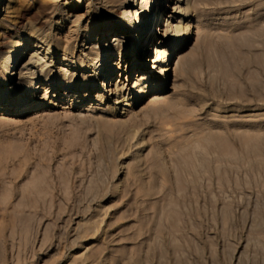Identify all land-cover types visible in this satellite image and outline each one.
<instances>
[{
  "label": "rangeland",
  "instance_id": "1",
  "mask_svg": "<svg viewBox=\"0 0 264 264\" xmlns=\"http://www.w3.org/2000/svg\"><path fill=\"white\" fill-rule=\"evenodd\" d=\"M74 1L0 0V73L12 43L29 42L0 99L16 97L29 81L27 67L40 76L32 61L53 78L30 93L28 112L0 106V210L5 202L15 218L24 195L32 204L39 188L52 185L62 213L51 203L48 217L28 229L0 217L4 264H264V179L258 187L221 178L197 190L183 172L195 150L204 155L209 130L234 133L243 165L264 167V45L253 33L264 23V0L166 2L150 49L169 51L160 45L168 41L166 15L175 33L190 27L193 34L156 65V51L143 50L139 66L137 57L127 66L121 57L141 44L138 16L144 20L159 2ZM119 8L127 16L113 20L125 32L95 36L97 23ZM163 68L171 72L160 86ZM62 78L77 89L66 90ZM137 82L149 88L132 92ZM137 93L143 98L135 106L117 104Z\"/></svg>",
  "mask_w": 264,
  "mask_h": 264
},
{
  "label": "bare ground",
  "instance_id": "2",
  "mask_svg": "<svg viewBox=\"0 0 264 264\" xmlns=\"http://www.w3.org/2000/svg\"><path fill=\"white\" fill-rule=\"evenodd\" d=\"M55 1H59V0H55ZM172 1L173 0H157V2H159L158 4H156L155 3L156 1H154L153 3H151L149 11L147 12L148 16L145 17V14H144V20H143V13H142V16L141 15L138 16L139 20L142 19V25H141L142 27H140L141 31L138 34V40H141V44L138 45V48H135L132 51L130 50L124 53V55L121 57V61L125 62L126 66L129 60L133 59L132 57L134 58L137 57L136 58L137 60L134 64L135 66L141 65L142 63L141 58L143 57V50L145 49H146V52L149 50L156 51L157 57H156V60L154 61L155 65L158 62L159 63L163 62V59H162L163 55H164V58H167L175 54V50L178 49V46H181L188 39V36L190 34H193V29H191L190 27H188L186 31L181 34L175 33V29H174L175 27H173L170 22L171 17H168V15H166L165 19L166 18L167 19H166V23L164 27L168 28V31H166L168 41L167 43L160 42V45L163 46L167 44V48H169L168 49L169 51L167 52L166 50H162L159 47L150 49V46H151L150 44L154 40V36L153 34H151L150 29L152 25L158 21L159 16L163 12V9L164 10L166 9V2L171 3ZM74 2L79 3L81 2V0H75ZM130 2H135V0H128V4ZM177 3H182V1L178 0ZM178 9H179L178 15H182L181 11H184L185 9H183L181 6H179ZM2 13H3V10L1 9L0 15ZM116 13L123 14V17L127 16L126 10H124L123 12H121L120 8L114 10L112 12V15L109 16L108 19L104 21V23L102 24L101 22L97 23V26L94 29L96 31L95 36H97L100 39H103V37L105 38L115 37L116 35L125 32V28L124 27L119 28L117 26V23H115V20H113L114 19L113 15H115ZM253 33L256 37H259V39H261L259 41L262 43V45H264V23L260 24L258 28L254 30ZM90 38L91 36H89L88 39ZM27 41L28 40L26 36L22 40L12 43V45L6 51V55H4V58L2 60L6 70L4 71V74L0 73V86L9 85L10 78H13V79L17 78V72H15L18 68L17 63L21 60V58L25 54V51H27L28 49L29 42ZM156 44H157V41H156ZM123 45H124L123 43L122 44L118 43L117 47L123 48ZM36 48H41V46H37ZM108 52L109 51L106 50L105 54H107ZM104 57L105 56L103 55L98 61V63L102 62L103 63L102 65H104L105 60H106ZM30 65L34 66L33 68L39 67L38 70L40 71V76L36 78L34 76L35 72H32L27 67L26 70H28V74L30 76L28 77L29 81L26 83L25 81L24 82L22 81V85H20L18 91L11 93V95L16 94V97L10 99L9 101H7L6 99H2V100L0 99V106L6 105L9 108H13V109L25 108L23 111L19 112L20 114H24L28 112L30 108L27 100H29V102H31V100H35V97L30 95V93L36 92L37 89H41V87L38 88L39 81L41 82L47 79L46 81L47 83H52L53 78L49 77L50 70L46 69L43 65L36 66V61L30 62L29 66ZM155 65L153 68H155ZM170 72L171 70L169 68H163L161 72L163 76V80L160 81V86L165 84L167 80L166 76H168ZM103 73H104L103 74L104 75L103 85H105L106 81L108 79H111L112 71H110L109 69H105ZM5 76H9V77L5 79ZM46 77H49V78H46ZM62 79L66 81L69 78H62ZM90 84H91V81L85 80L84 86H83L84 90H87ZM105 86L106 88H108L109 84H106ZM76 87H77V82L75 83L74 80H70V81L68 80V82L65 83L66 90H69L70 92L75 91L77 89ZM52 88L53 89L50 88L52 90L51 92H55L56 90H58L59 86L56 84H53ZM148 88L149 87L146 85V83L141 84V82H137L134 84V89L132 90V92L135 90H137V92H141ZM42 90H45V89H42ZM122 93H123V90L122 91L119 90L118 92H116V94L119 96H121ZM142 98H143L142 95L140 93H137L134 97H132V100L130 99L131 101L126 100V99H123V100L120 99L118 100L117 104L121 105L124 108L133 107L136 104H138L142 100ZM45 104H47L46 100H43L40 103L39 107L43 108ZM49 104H53V103L49 101L48 105ZM78 104L79 103L75 102L76 106ZM0 110L4 111L5 109H2L0 107ZM202 141L204 144L203 146L205 148L203 149L205 151L204 155L201 154L202 152L200 150H195L193 153V156H194V158L192 159L193 162L190 163L191 166L189 165L183 171L184 176L187 179H189V181H191L195 189L204 190V189L209 188L210 186H214L215 180H220L221 178L231 179L234 177H237L239 180L240 179L246 180L247 183L248 184L250 183V185L252 186L253 185L255 186L258 185V187L262 186V183L260 182L261 180L264 179V167H261L260 165L259 167L258 165L254 164L252 161L247 162V166L243 165L242 163V161H244L242 160L243 152L239 148H237V142H236L237 136L234 133H231L230 131H226V130H223L222 132H219V133H214L209 130L207 134H205V136L203 137ZM252 148H253V143L250 142L248 144L247 150L244 152L245 155H247V157L249 158L252 155V152H251ZM260 164H263V162ZM205 180H208L210 182L207 186L205 185V182H204ZM56 189L57 188H54L52 185L51 186L47 185L45 187H42L41 189L39 188L38 194L36 195L37 199H35V202L32 204L29 202L28 197L24 195V201L21 202L22 203L20 206L21 208H19V212L17 216L15 215V218L11 216L10 214L6 213L8 210L7 206L9 205L5 206L6 203L4 202L3 204L4 207L3 209L1 208L3 210V215L1 216L0 214V217H2L3 221L1 218H0L1 219L0 221H2V223L5 225L13 223L15 221L17 222L19 221V223L20 222L22 223V224L20 223L21 225L24 224L25 228H27L28 224L30 225L32 223H39V222L41 223L42 221H44V219L48 217L47 210H48L49 204L51 203L56 204V208H57L56 214L60 217L62 214V213H59L60 195H58L59 191ZM8 200L10 199H7V201ZM60 212H62V210ZM58 216H57V219H58ZM6 259H7V256L4 254V252L0 251V264H4Z\"/></svg>",
  "mask_w": 264,
  "mask_h": 264
}]
</instances>
